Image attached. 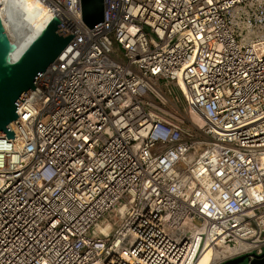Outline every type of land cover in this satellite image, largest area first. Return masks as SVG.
<instances>
[{
	"label": "built area",
	"instance_id": "2783aa9c",
	"mask_svg": "<svg viewBox=\"0 0 264 264\" xmlns=\"http://www.w3.org/2000/svg\"><path fill=\"white\" fill-rule=\"evenodd\" d=\"M38 1L73 36L0 135V264L264 253V0Z\"/></svg>",
	"mask_w": 264,
	"mask_h": 264
},
{
	"label": "water",
	"instance_id": "95a60500",
	"mask_svg": "<svg viewBox=\"0 0 264 264\" xmlns=\"http://www.w3.org/2000/svg\"><path fill=\"white\" fill-rule=\"evenodd\" d=\"M7 37L0 19V135L14 136L9 123L16 107L34 89V82L73 34L38 0H5ZM81 20L89 27L103 21L102 0H80ZM239 256L221 264H238ZM248 264H264V253Z\"/></svg>",
	"mask_w": 264,
	"mask_h": 264
},
{
	"label": "bare ground",
	"instance_id": "6f19581e",
	"mask_svg": "<svg viewBox=\"0 0 264 264\" xmlns=\"http://www.w3.org/2000/svg\"><path fill=\"white\" fill-rule=\"evenodd\" d=\"M0 1H2V0H0ZM3 4H4V2H3ZM3 15H4V5H2V7L0 9V19H1V22L3 23L4 28H6V30H7L8 29V26H7L8 24H7V21L5 20V18L3 17ZM193 119H194L196 124H198L199 126H202L203 120L201 118H199L197 116H194ZM211 256H212V253H211L210 249L209 250H205L204 252H202L200 254V256L198 257V259L196 260V262L194 264H210Z\"/></svg>",
	"mask_w": 264,
	"mask_h": 264
},
{
	"label": "rangeland",
	"instance_id": "374dc122",
	"mask_svg": "<svg viewBox=\"0 0 264 264\" xmlns=\"http://www.w3.org/2000/svg\"><path fill=\"white\" fill-rule=\"evenodd\" d=\"M238 264H245V261H242V262H240V263H238Z\"/></svg>",
	"mask_w": 264,
	"mask_h": 264
}]
</instances>
